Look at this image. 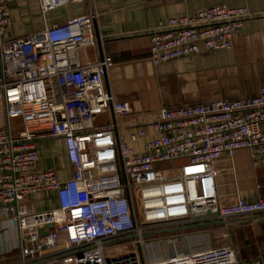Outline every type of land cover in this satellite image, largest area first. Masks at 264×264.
Segmentation results:
<instances>
[{
  "label": "built area",
  "instance_id": "built-area-1",
  "mask_svg": "<svg viewBox=\"0 0 264 264\" xmlns=\"http://www.w3.org/2000/svg\"><path fill=\"white\" fill-rule=\"evenodd\" d=\"M37 1L43 29L6 39L10 0H0V264H263L241 260L232 245L149 262L143 245L146 233L217 221L228 229L230 220L264 215V199L224 203L216 186L222 157L243 149L264 157V86L251 98L136 112L106 87L112 60L83 54L97 45L95 13L46 23L88 0ZM250 17L222 4L167 19L152 31L149 60L159 66L230 50ZM54 139L64 141L73 167L66 181L39 165L40 142ZM47 193L56 206L33 209L31 198ZM11 227L16 246L6 250Z\"/></svg>",
  "mask_w": 264,
  "mask_h": 264
},
{
  "label": "crops",
  "instance_id": "crops-1",
  "mask_svg": "<svg viewBox=\"0 0 264 264\" xmlns=\"http://www.w3.org/2000/svg\"><path fill=\"white\" fill-rule=\"evenodd\" d=\"M80 4L74 11L61 8L50 13L47 25L63 24L73 17L92 13L93 7L97 45L85 47L83 54L92 59L102 55L112 60L106 87L117 100L130 102L136 112L193 106L216 99L251 98L264 86V0H92L91 3L88 0ZM222 4L244 7L252 13L238 31L232 49L184 57L159 68L150 62V37L161 22ZM9 7L12 25L4 36L6 39L43 29L45 23L37 0H10ZM26 28L30 32L23 34ZM0 107L3 109L1 95ZM99 121L104 125L110 121V115ZM134 146L141 150L142 142ZM39 155L41 168H54L62 181L69 179L73 167L62 139L41 141ZM216 186L224 203L264 199V157L254 156L246 149L239 150L233 159L222 157L216 164ZM38 201L43 206L37 208ZM29 202L37 210L56 206L52 193L37 195ZM233 221L228 230L220 225L186 230L188 246L184 250L233 245L238 254L243 253L241 260L259 258L264 264V215ZM12 228L4 240L6 250L16 246V230Z\"/></svg>",
  "mask_w": 264,
  "mask_h": 264
},
{
  "label": "rangeland",
  "instance_id": "rangeland-1",
  "mask_svg": "<svg viewBox=\"0 0 264 264\" xmlns=\"http://www.w3.org/2000/svg\"><path fill=\"white\" fill-rule=\"evenodd\" d=\"M79 6L77 5H71L67 8L64 9H68L69 11H74V9H78ZM20 28V26L18 27V29ZM18 32V30H17ZM23 34L29 33L30 31L28 30V28L24 29ZM3 109L2 107H0V122L2 124V126L4 124H6V119L3 115ZM11 124L13 125V127L16 124V120H11ZM38 200V199H37ZM43 204V202L38 201L36 203L37 208H39L41 205ZM45 205V204H44ZM46 206V205H45ZM14 230V228H12ZM225 229V228H224ZM165 229H163L164 231ZM174 233H161V234H151L148 235L146 237V243H144L143 245V252H144V256L146 260H150V259H154V258H159V257H165L168 254L174 252L175 249H186V240L184 235L186 234L185 232H178L175 233L174 235H172ZM181 237L182 238V242L180 244H174L171 242L172 238H176V237ZM172 237V238H171ZM216 246H223L221 245H216ZM243 255V253H240L239 251V257L241 258Z\"/></svg>",
  "mask_w": 264,
  "mask_h": 264
},
{
  "label": "water",
  "instance_id": "water-1",
  "mask_svg": "<svg viewBox=\"0 0 264 264\" xmlns=\"http://www.w3.org/2000/svg\"><path fill=\"white\" fill-rule=\"evenodd\" d=\"M91 1L92 0H89V2L91 3ZM91 7H92V5H91ZM92 13L94 12L93 11V7H92V11H91ZM103 56L101 55V58H102ZM165 64H171V63H165ZM160 66H162V65H159L157 68H159ZM105 84H106V86H107V78H106V76H105ZM251 219V218H250ZM239 221L240 220H245V219H238ZM234 221H236V220H234ZM234 221L233 220H230V221H228V222H226V224L228 225V226H230L231 224H233L234 223ZM212 225H220V226H224L225 225V223L223 222V221H217V222H215V223H204V224H197V225H192V226H187V227H184V228H179V229H169V230H164V231H158V232H156V234H161V233H177V232H180V231H186V230H188V229H196V228H206V227H210V226H212ZM50 228H53V225H50L49 226ZM41 234L42 235H44V232L43 231H41ZM151 234H154V233H146V236H148V235H151ZM130 238H132V237H130ZM119 240V239H118Z\"/></svg>",
  "mask_w": 264,
  "mask_h": 264
},
{
  "label": "trees",
  "instance_id": "trees-1",
  "mask_svg": "<svg viewBox=\"0 0 264 264\" xmlns=\"http://www.w3.org/2000/svg\"><path fill=\"white\" fill-rule=\"evenodd\" d=\"M73 5H81L80 3H78V4H73ZM69 6H71V5H68V6H65V7H62V8H66V7H69ZM57 11V10H56Z\"/></svg>",
  "mask_w": 264,
  "mask_h": 264
},
{
  "label": "bare ground",
  "instance_id": "bare-ground-1",
  "mask_svg": "<svg viewBox=\"0 0 264 264\" xmlns=\"http://www.w3.org/2000/svg\"><path fill=\"white\" fill-rule=\"evenodd\" d=\"M229 229V228H228ZM228 229H226V230H228ZM146 235H144V237H145ZM233 246V245H232ZM237 249V248H236Z\"/></svg>",
  "mask_w": 264,
  "mask_h": 264
}]
</instances>
